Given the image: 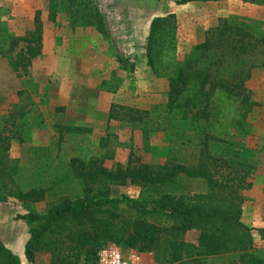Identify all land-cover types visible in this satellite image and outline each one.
Listing matches in <instances>:
<instances>
[{"label":"rangeland","instance_id":"374dc122","mask_svg":"<svg viewBox=\"0 0 264 264\" xmlns=\"http://www.w3.org/2000/svg\"><path fill=\"white\" fill-rule=\"evenodd\" d=\"M96 2L106 18V33L93 26L72 27L67 12L60 10L55 15L51 12L50 0H0V136L9 144L5 164L18 167L16 174L0 178V238L21 256V264L34 263L24 256L29 224L18 215L44 212L65 196L83 193L85 185L67 161L77 152L74 145L91 148L92 154L103 158L109 168L130 163L156 165L175 159L196 160L194 145L198 133L181 114H174L165 130L148 134L128 118L111 115L112 106L115 114H122L130 108L149 109L168 98L171 68L156 71L147 62L146 47L153 18L175 14L181 60L221 18H235L264 28V3ZM38 12L42 22L41 52L28 65L16 67V61L22 60L27 48V41L16 38L33 32ZM103 81L110 83L104 85ZM247 88L254 102L246 118L247 132L237 133L236 138L244 148L252 149L247 159L253 170L244 181L234 180L231 187L218 189L236 197L240 218L253 227L256 247L262 249L264 240L258 228L264 227V67L252 70ZM64 125L85 127V134L78 139H63L60 145V129ZM219 173L227 174L228 170ZM219 173L215 177L225 183L227 176ZM207 187L199 181L187 184L193 193ZM40 188L46 190L40 200L21 199L17 195L18 190ZM142 192L141 185L132 182L111 187V195L115 197L139 198ZM117 211L125 216L135 215L124 204ZM199 233L196 229L189 230L184 238L197 243ZM110 243L116 242L102 243L99 249ZM141 252L147 264H162L155 260L154 252ZM50 259L49 252L37 255V261L45 264ZM223 260L222 256L213 259L214 263Z\"/></svg>","mask_w":264,"mask_h":264},{"label":"trees","instance_id":"16d2710c","mask_svg":"<svg viewBox=\"0 0 264 264\" xmlns=\"http://www.w3.org/2000/svg\"><path fill=\"white\" fill-rule=\"evenodd\" d=\"M175 1L184 4L201 0ZM50 10L54 15L60 10L67 12L72 27L93 26L106 33V18L96 0H50ZM35 24L29 35L16 38L27 41L26 55L16 61V67L28 65L41 52L39 12ZM176 28L175 14L156 16L146 47L152 69L171 68L167 100L149 109H126L122 114H115L112 106L111 115L128 118L148 134L165 130L174 114H181L198 133L194 145L196 160L175 159L156 165L130 163L109 168L103 158L92 154L91 148L74 145L77 152L67 161L84 183L83 193L65 196L44 212L18 215L29 224L24 247L27 261L45 264L37 261V255L49 252V264H98L101 244L114 241L122 248L152 251L155 260L162 264H264V247H256L253 227L240 218L236 197L218 189L233 185L234 180L244 181L253 170L247 159L252 149L244 148L236 136L247 132L246 118L254 102L247 81L254 68L264 67V28L235 18H221L182 60L178 56ZM109 83L103 81L104 85ZM83 130L86 128L82 126H62L59 144L63 139H78L85 134ZM7 142L0 136V178L12 176L18 170L16 165L5 164ZM222 170L228 173H219ZM216 173L227 176L225 183L215 177ZM189 181L208 187L193 193L187 188ZM129 182L141 185L143 192L139 198L111 195L113 185ZM45 191L18 190L17 195L21 199L40 200ZM122 204L135 215L118 212ZM194 229L200 232L197 243L184 238L187 231ZM258 231L264 240V227ZM220 256L224 260L214 263L213 259ZM21 261V256L0 238V264Z\"/></svg>","mask_w":264,"mask_h":264},{"label":"built area","instance_id":"2783aa9c","mask_svg":"<svg viewBox=\"0 0 264 264\" xmlns=\"http://www.w3.org/2000/svg\"><path fill=\"white\" fill-rule=\"evenodd\" d=\"M98 264H147L144 253L134 248L125 249L116 243L101 247L97 252Z\"/></svg>","mask_w":264,"mask_h":264}]
</instances>
